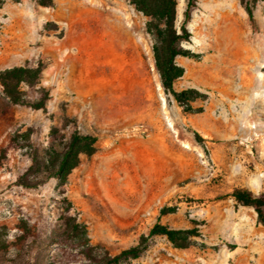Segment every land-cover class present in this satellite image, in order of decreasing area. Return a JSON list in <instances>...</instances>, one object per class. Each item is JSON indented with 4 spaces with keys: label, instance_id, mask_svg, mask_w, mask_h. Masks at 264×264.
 <instances>
[{
    "label": "rangeland",
    "instance_id": "obj_1",
    "mask_svg": "<svg viewBox=\"0 0 264 264\" xmlns=\"http://www.w3.org/2000/svg\"><path fill=\"white\" fill-rule=\"evenodd\" d=\"M186 23L184 110L165 93L146 17L129 0H0V70L42 65L44 109L6 108L0 87V264H85L66 232L86 226L97 254L135 245L160 222L198 228L192 245L162 235L119 264H264V225L230 193H264V0L250 21L240 0H195ZM185 0H176L179 30ZM24 89H26L24 87ZM5 110V111H4ZM45 148L72 131L96 136L65 184H17L24 141ZM53 135V133H52ZM162 208H173L163 211Z\"/></svg>",
    "mask_w": 264,
    "mask_h": 264
},
{
    "label": "trees",
    "instance_id": "obj_2",
    "mask_svg": "<svg viewBox=\"0 0 264 264\" xmlns=\"http://www.w3.org/2000/svg\"><path fill=\"white\" fill-rule=\"evenodd\" d=\"M257 1L240 0L247 17L253 21V10ZM40 5H49L51 0H37ZM135 10L145 17V30L154 42L152 55L154 65L160 77L165 93L184 110H189L187 100L194 98L192 89L177 91L173 88L176 79L182 76L184 69L175 62L176 56L197 57L198 54L181 47L180 43L188 41L190 31L186 23L195 7V0H185L182 20L179 30L175 28L176 0H129ZM42 65H17L0 70L1 98L4 100L5 110L14 104L27 105L33 109H44L49 99V90L40 84ZM24 87L26 89H24ZM4 110V111H5ZM0 113H2L0 111ZM30 129L10 137V142L18 144L19 139L29 148V164L21 170L16 182L23 187H35L49 179H58L65 184L68 174L78 164L80 154L91 155L95 151L96 136L90 133L72 131L67 137L54 136L51 131V141L45 148H38L30 143ZM53 133V135H52ZM230 195L241 205L250 206L256 213V220L264 225V193H254L247 188H235ZM173 208H162L160 211H172ZM73 245L81 249L87 263L85 264H119L128 259L138 257L149 246L155 235L164 236L175 247L192 245L193 236H198V228H172L166 224L155 222L146 235H141L139 241L130 247L120 250L116 254H97L95 247L90 245L84 223L70 217L63 223Z\"/></svg>",
    "mask_w": 264,
    "mask_h": 264
}]
</instances>
